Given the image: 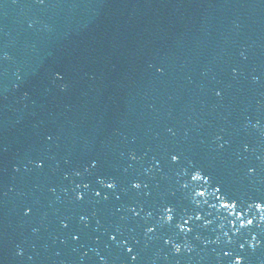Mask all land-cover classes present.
Returning a JSON list of instances; mask_svg holds the SVG:
<instances>
[{"label": "water", "instance_id": "obj_1", "mask_svg": "<svg viewBox=\"0 0 264 264\" xmlns=\"http://www.w3.org/2000/svg\"><path fill=\"white\" fill-rule=\"evenodd\" d=\"M0 264H264V0H0Z\"/></svg>", "mask_w": 264, "mask_h": 264}, {"label": "snow or ice", "instance_id": "obj_2", "mask_svg": "<svg viewBox=\"0 0 264 264\" xmlns=\"http://www.w3.org/2000/svg\"><path fill=\"white\" fill-rule=\"evenodd\" d=\"M108 187H112V185H108ZM97 195H99V194H97ZM224 207L227 208L228 205H224ZM251 222H252V221H248V223H251ZM112 239L115 240L116 237L113 236ZM241 246L243 247V245H241ZM177 251L179 252V249H177ZM128 252L131 253V252H132V249H131V248H128ZM132 259L134 260V259H135V256H133Z\"/></svg>", "mask_w": 264, "mask_h": 264}]
</instances>
